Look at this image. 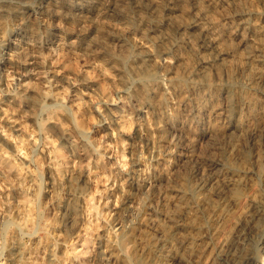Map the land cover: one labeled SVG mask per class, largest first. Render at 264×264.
<instances>
[{"label":"clouds","instance_id":"clouds-1","mask_svg":"<svg viewBox=\"0 0 264 264\" xmlns=\"http://www.w3.org/2000/svg\"><path fill=\"white\" fill-rule=\"evenodd\" d=\"M0 264H264V0H0Z\"/></svg>","mask_w":264,"mask_h":264},{"label":"rangeland","instance_id":"rangeland-1","mask_svg":"<svg viewBox=\"0 0 264 264\" xmlns=\"http://www.w3.org/2000/svg\"><path fill=\"white\" fill-rule=\"evenodd\" d=\"M67 0H64L65 6H67ZM53 11H55V8H53Z\"/></svg>","mask_w":264,"mask_h":264},{"label":"bare ground","instance_id":"bare-ground-1","mask_svg":"<svg viewBox=\"0 0 264 264\" xmlns=\"http://www.w3.org/2000/svg\"><path fill=\"white\" fill-rule=\"evenodd\" d=\"M67 3V2H66Z\"/></svg>","mask_w":264,"mask_h":264}]
</instances>
